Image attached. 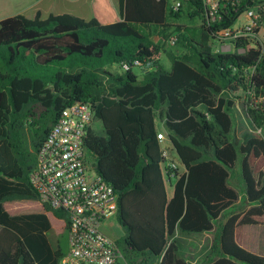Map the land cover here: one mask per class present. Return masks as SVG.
Instances as JSON below:
<instances>
[{
  "label": "trees",
  "instance_id": "trees-1",
  "mask_svg": "<svg viewBox=\"0 0 264 264\" xmlns=\"http://www.w3.org/2000/svg\"><path fill=\"white\" fill-rule=\"evenodd\" d=\"M180 1L173 12L170 0H119L121 20L107 25L70 15L0 21V264H57L65 254L48 234L66 235L68 216L39 200L29 174L59 114L76 103L89 104L104 129L105 137L89 130L85 147L117 195L127 252L188 264L179 235L212 234L240 201L229 184L239 162L246 207L222 224L208 264H264L246 246L247 228L264 227V45L243 36L216 51L246 8L209 23L201 0ZM238 104L252 127L241 136ZM160 131L182 170L165 165Z\"/></svg>",
  "mask_w": 264,
  "mask_h": 264
},
{
  "label": "built area",
  "instance_id": "built-area-1",
  "mask_svg": "<svg viewBox=\"0 0 264 264\" xmlns=\"http://www.w3.org/2000/svg\"><path fill=\"white\" fill-rule=\"evenodd\" d=\"M201 3L209 23L221 20L224 10L246 8L242 14L246 22L237 30L222 31L216 51H229L231 42L243 36H251L260 43V35L264 34V0H201ZM170 6L177 12L182 2L170 0ZM175 41L171 36L168 44L174 46ZM137 65V62L123 63L121 69L127 71ZM93 120L89 104L76 103L64 108L37 150L35 167L29 174L39 200L68 216V250L57 264H126L121 262L115 242L105 230L106 223L117 218V195L97 172L96 164L88 165L84 155L85 139ZM157 140L165 165L174 167L168 163L165 134L160 131Z\"/></svg>",
  "mask_w": 264,
  "mask_h": 264
},
{
  "label": "rangeland",
  "instance_id": "rangeland-1",
  "mask_svg": "<svg viewBox=\"0 0 264 264\" xmlns=\"http://www.w3.org/2000/svg\"><path fill=\"white\" fill-rule=\"evenodd\" d=\"M5 4H6V1L2 5H5ZM19 4H22V3L21 2H17V3L11 2L10 4H7L3 7H0V21L4 18H7V17L16 16V14H18V12H16L17 9L19 7H21ZM245 22H246L245 16L241 15L237 19V21L234 23V25L232 26V30L239 29ZM259 41H260V43L258 42V44H264V34L260 35ZM213 47H214V49H216L218 47L217 43H214ZM232 47L233 46L231 44V48ZM160 60L166 69L170 68V61L168 60L167 56L164 53L161 55ZM133 71L135 73H137L138 75H140V79H142V76L140 74V70L138 68H134ZM113 72L115 73V71H113ZM118 72L121 73V71H118ZM232 117L234 119V131L237 132L238 136H241L244 132L252 130V127H251L250 123L248 122L247 118L245 117V115L243 114V112L241 110V106L239 104L237 105L236 110H234V112L232 113ZM158 126L160 129L159 124H158ZM91 131L97 136L105 137L104 129L101 125V122L97 119H94L92 121ZM262 135H264V133H262ZM84 155H85V159H86L88 165L92 166V165L96 164V158L91 152L85 150ZM203 160L204 161L214 160V158H213L212 154L206 153L203 156ZM168 163L174 165L173 168L181 167L179 160L174 153L169 154ZM229 184L234 189H236L238 192H240V201L236 205L231 207L230 209L226 210L219 217V219L214 222V232L211 234L212 238H217L219 236V234L221 232L222 224L225 222V220L228 217H230L233 214H237V213L241 212L246 207V197H245V194L243 192V182L241 179L239 162L236 163L235 169L230 172ZM171 189H172L171 187H169V186L167 187L168 194L171 193ZM106 225H107V228L105 229L106 233H108L110 235V237L114 240L117 252L119 255H121V259H120L121 262H123V263L126 262L128 264H132L131 263V261H132L134 264H156L152 259L148 260L146 263L143 262L142 260L147 258L145 255H142L139 253H134L132 251H130V252L126 251L125 245L123 243V240L125 237V230L118 224L117 219H115V218L110 219L106 223ZM248 230H256L258 232V233L250 234L248 240H249V243L251 244V246L255 247L258 250V253L264 254V227H249V228H247V231ZM199 235L200 234H187V233L180 234L181 247L182 248L179 252V256L184 258L188 262V264H208L209 263L208 260L210 258H213V257H204L202 259L197 258V260L194 263L192 262V257H191L192 255L190 253L187 240L189 237L199 236ZM48 237H49L50 242L53 244V246L58 245L64 253L67 252V250H68L67 234L60 236V237H56L54 235V233L50 232L48 234ZM247 245H249V244L247 243Z\"/></svg>",
  "mask_w": 264,
  "mask_h": 264
},
{
  "label": "crops",
  "instance_id": "crops-1",
  "mask_svg": "<svg viewBox=\"0 0 264 264\" xmlns=\"http://www.w3.org/2000/svg\"><path fill=\"white\" fill-rule=\"evenodd\" d=\"M5 1V5L11 2H21L22 4H19L21 7L17 9L18 14L16 16L21 15L27 19H34L36 16L46 19L49 16L70 15L84 21L95 19L102 25L121 20L119 0H0V7L5 6L2 5ZM178 168L182 170L181 167ZM253 233L258 232L248 230L247 238ZM212 239L211 234H200L188 238L193 263L197 258L208 257ZM247 249L258 252L251 244L247 245ZM208 261H211V259Z\"/></svg>",
  "mask_w": 264,
  "mask_h": 264
}]
</instances>
